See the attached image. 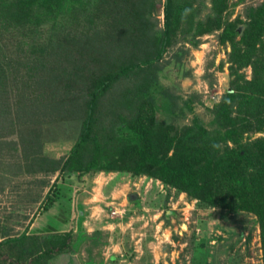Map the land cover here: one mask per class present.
<instances>
[{
    "label": "trees",
    "instance_id": "obj_1",
    "mask_svg": "<svg viewBox=\"0 0 264 264\" xmlns=\"http://www.w3.org/2000/svg\"><path fill=\"white\" fill-rule=\"evenodd\" d=\"M164 1L162 28L150 34L152 38L145 42V56L141 54L133 62L114 66L95 77L82 79L83 82L76 80L71 84L65 77L73 74H65L64 67L61 69L60 66L72 58L75 46L85 47L86 42L91 45L89 37L80 35L84 29L81 23L87 19L93 28L105 11V14L108 12L107 18L102 16V21L108 26L115 25L117 30L123 28L124 22L134 14V18L128 21L129 25L140 26L144 23L146 30L143 10L137 5L129 9L131 0H0V112L2 108L5 110L9 107L8 103L13 96L17 97L18 90H23V84L19 80L24 74L27 79L33 77L30 79L31 86H26V91L35 93L32 96L35 106L30 109L23 104L21 107V100L25 97L22 96L21 109L19 107L20 111H16V119L12 120L9 115L0 123V131H17L20 134L18 137L21 136L24 148L23 162L27 163L26 170L18 173L26 175V180L20 182L23 185L19 192L20 199L4 218L0 216V264H50L57 258L71 261L70 252H75L73 236L78 232L72 227L74 221L70 223L69 219L75 208L70 199V187L63 188L58 182L59 178L75 175L77 181L84 186V178L93 172L117 170L129 172L133 176L150 175L185 193L190 199H198L208 205L216 204L255 213L261 222L264 253V136L241 144V134H238L234 127L236 122L231 118L233 106L243 97L248 110L244 113V118L239 119V124L249 123L247 130L264 134V0L255 5L252 2L246 5V21L238 18L229 21L222 16L224 11H228L230 0H207L210 2V12L200 21L197 17L205 7V0ZM245 1L237 0L231 6ZM129 10L130 14L127 13ZM194 23L197 24V29L204 26V33L222 29L217 38L222 45L229 44L231 47L228 54L231 75H236L238 70L250 64L253 81L246 82L242 75L239 81L232 83L237 91L226 92L208 110L213 116L211 124L214 127L210 130L195 118L190 125L177 129L160 146L153 140L157 137L154 131L160 129L163 123L150 119L148 124H137L120 115L110 126L109 135L112 140L104 143L99 141V135L94 131L99 102L119 81L124 80L131 86L125 88L127 97L133 96L132 100L138 106L148 102L153 106L152 90L157 80L152 70L158 67L179 29L192 33V36L199 35L192 32L191 26ZM146 32L144 37L150 36ZM94 33V36L98 34ZM128 41L129 38L120 39L118 45L123 43L125 46ZM11 43L16 48L15 56L5 53L6 44ZM91 43L100 44L97 39ZM193 43L198 46L201 41ZM261 82L263 91L258 92V84ZM238 91L244 92L243 96L237 94ZM47 97L50 101L47 105L58 99L59 109L73 107L71 112H79L82 119L80 134L66 157L58 160L40 151V130L30 128L26 134L19 131L20 127L32 124L31 120L27 122L26 119L41 107L42 110L38 112L41 120L49 117L46 104H42L47 101ZM17 99L19 100L18 97ZM171 104L170 102L164 108L167 113H173V118L176 112ZM115 106L116 104L109 109L110 114ZM35 107L37 109L34 110ZM146 130L151 133L149 137H146ZM1 139L0 141L4 140ZM229 141L235 144L234 147H229ZM2 144L4 142H0ZM90 144L93 147L88 150ZM169 150H172L170 157L167 156ZM10 158L5 159L10 168L20 166V163L14 165L16 161ZM5 160L1 163L5 164ZM56 172V178L51 182L50 179ZM38 174H41L39 178L36 177ZM4 187L0 188V195ZM45 189L47 191L44 193ZM133 195L137 197L136 194ZM80 211L81 207L77 204V215H84ZM31 212L30 221H36V227H32L33 222L29 226L30 221L27 225L23 224ZM35 215L37 217L33 219ZM66 224L70 227L67 228ZM19 226L23 227L20 233L14 230ZM65 227L66 230H63ZM77 248L80 249V244ZM93 264L96 263L93 261Z\"/></svg>",
    "mask_w": 264,
    "mask_h": 264
},
{
    "label": "rangeland",
    "instance_id": "obj_2",
    "mask_svg": "<svg viewBox=\"0 0 264 264\" xmlns=\"http://www.w3.org/2000/svg\"><path fill=\"white\" fill-rule=\"evenodd\" d=\"M236 1L230 0L228 11L222 14L229 21L237 18L246 21L244 16L246 5L251 2L254 5L261 2V0H246L236 6H231ZM164 2V0H131L129 2V9L137 5L143 10L147 24L146 30H144V23L140 26L129 25L128 21L134 18V14L124 22V29L118 28L117 30L115 25L108 26L102 21L103 17L107 18L108 12L101 13L103 17L99 16V21L93 28V25L88 24V20L85 19L81 23L84 29L80 35L89 37L91 42L97 39L100 44H92L88 40L91 45H87L86 42L85 47L75 46L72 50V58L60 66L61 69L64 67L65 74L73 75L63 77L70 80L71 84H74L76 80L83 82L82 79L95 77L98 73L114 68V66L133 62L141 54L145 56L146 52L143 49L147 44L145 42L152 38L150 34L162 28ZM209 6L210 2L205 0V7L197 17L199 21L204 20L209 14ZM130 12V10L127 11L128 14ZM197 19L195 18L196 22ZM195 23L191 26L192 32L199 35L192 36V33L188 34L183 29H179L158 67L152 70L157 80L152 90L153 106L149 102L138 106L135 100H132L133 96L127 97L125 88L131 86L124 80L119 81L99 102L94 124V131L99 135V141L104 143L109 139L112 140L109 135L110 126L120 115L125 116L126 119H132L137 124L140 122L148 124L150 119L156 123H163L160 129L154 131L157 137L153 140H156L160 146L177 129L190 125L195 118L204 128L210 130L214 126L211 124L213 116L208 110L219 102L226 92L237 91L234 90L232 83L239 81L242 75L246 82L253 81V69L250 64L238 70L236 75H231V62L228 57L231 47L229 44L222 45L217 38L222 29L204 33V26L197 29ZM145 31L150 36L144 37ZM94 32L98 34L94 36ZM118 33L120 34L117 35ZM126 38H129V41L125 46L123 43L121 46L118 45L120 39ZM197 40L201 41L198 46L193 43ZM140 44L143 45L139 46ZM6 45L5 53L8 56H15L14 44ZM32 78L27 79L24 74L19 80L23 84V90L17 91L19 100L13 96L12 101L8 103L9 107L5 110L2 108L1 124L9 115L12 120L16 119V111H20L23 104L30 109L35 106V100H32L35 93L26 91L28 89L26 86H31L32 80L30 79ZM258 86V92L263 91V82ZM252 91L255 90L252 89ZM236 93L240 96L244 94L241 91ZM22 96L25 97L21 100V105ZM46 100L42 104H46L49 117L41 120L42 117L40 113L38 114L42 110L41 107L40 110L33 111L30 118H25L27 122L31 120L32 124L20 127L19 131L26 134L27 129L40 130V144L38 145H42L40 151L58 160L66 157L80 134L82 119L79 112H71L73 107L59 109L58 99L50 105H47L48 97ZM243 100L244 98L240 97L231 112V118L236 122L234 127L239 132L238 134H241L239 137L241 144L264 136L260 131L247 130L249 123L239 124V119L244 118L243 115L248 110ZM240 101L242 103H239ZM170 102L176 112L173 118L171 117L173 113H167L165 109ZM55 104H57L56 107H54ZM115 104V108L111 109L112 115L109 109ZM15 128L17 127H13ZM145 132L146 137H149L151 133L148 130ZM18 135L20 134L17 131L13 133L9 130L0 131V137L4 139L0 141L4 142L0 145V155H2L0 158V188L5 186L0 195V216L2 218L13 210L12 206L17 204L20 199V188L23 187L21 180H26V175L21 174L23 176L21 177L18 174L26 170L27 166V163L23 162L24 151H22L21 136L18 137ZM18 142L20 145H17ZM16 145L17 149L14 148ZM228 145L232 148L235 144L229 141ZM92 147L93 145L90 144L88 150ZM222 150L223 147L220 151ZM112 151L114 152L113 148ZM167 156H172V150L168 151ZM6 158L8 160L14 158L16 161L14 165L17 166L20 163V166L10 168ZM3 159L7 164L1 163ZM225 164L228 165V162ZM40 175L36 177L39 178ZM56 175L57 172L50 179L51 182L55 180ZM84 179L86 181L82 186L75 175L59 178L58 182L63 188L70 187L68 190H71L70 199L75 210L69 222L74 221L72 227L78 234L73 236L75 252H70L72 260L64 261L57 258L50 264H63V262L64 264H93V261L96 264H264L261 222L255 213L237 211L216 204L208 205L204 201L190 199L185 193L147 174L133 176L129 172L117 170L93 172ZM46 191L47 189L44 193ZM135 200H138L137 204ZM77 204L81 207V214L84 215H77ZM113 212L116 213L113 215ZM36 217L37 215L33 219ZM31 218L32 212L23 224L27 225ZM31 222L34 223V220L29 222V226ZM36 223L33 227H36ZM66 225L67 228L70 227ZM66 227L63 230H66ZM22 229L23 227L20 226L14 228L19 233ZM79 244L80 249L77 248Z\"/></svg>",
    "mask_w": 264,
    "mask_h": 264
},
{
    "label": "crops",
    "instance_id": "obj_3",
    "mask_svg": "<svg viewBox=\"0 0 264 264\" xmlns=\"http://www.w3.org/2000/svg\"><path fill=\"white\" fill-rule=\"evenodd\" d=\"M35 223H36V221H35ZM43 223H44V222H43ZM43 223H42L41 225H43V227H44V224H43ZM33 224H34V223H33ZM33 224H32V227H33ZM41 225H39V226H41ZM45 226H46V225H45Z\"/></svg>",
    "mask_w": 264,
    "mask_h": 264
},
{
    "label": "built area",
    "instance_id": "obj_4",
    "mask_svg": "<svg viewBox=\"0 0 264 264\" xmlns=\"http://www.w3.org/2000/svg\"><path fill=\"white\" fill-rule=\"evenodd\" d=\"M116 213V212H115ZM114 212L112 213L113 215L115 214Z\"/></svg>",
    "mask_w": 264,
    "mask_h": 264
}]
</instances>
